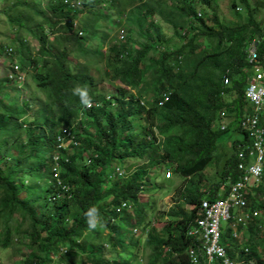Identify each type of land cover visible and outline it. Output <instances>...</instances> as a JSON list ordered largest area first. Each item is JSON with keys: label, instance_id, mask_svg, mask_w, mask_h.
<instances>
[{"label": "trees", "instance_id": "1", "mask_svg": "<svg viewBox=\"0 0 264 264\" xmlns=\"http://www.w3.org/2000/svg\"><path fill=\"white\" fill-rule=\"evenodd\" d=\"M215 3L0 0V249L18 240L17 253L27 250L13 264H176L173 252L162 257L163 244L183 263L202 200L225 197L244 175L238 153L250 140L240 127L254 113L245 98L253 77L247 49L255 39L264 44V0H230L231 19ZM163 24L177 42L165 39ZM77 85L88 89L90 107L71 95ZM221 112L229 119L224 131L215 126ZM229 131L244 140L225 139ZM226 148L230 154L221 153ZM223 158L213 179L204 175ZM115 162L128 172L142 167L120 180ZM163 163L185 183L197 180L167 214L166 235L153 228L140 256L142 240L134 242L131 230L150 223L137 195L149 186V168ZM262 194L264 177L247 197L253 208L264 209ZM128 201L138 227L117 211ZM91 207L99 217L94 230L85 224ZM250 230L248 248L258 255L264 214ZM233 241L230 257L243 258Z\"/></svg>", "mask_w": 264, "mask_h": 264}, {"label": "built area", "instance_id": "2", "mask_svg": "<svg viewBox=\"0 0 264 264\" xmlns=\"http://www.w3.org/2000/svg\"><path fill=\"white\" fill-rule=\"evenodd\" d=\"M247 55L248 62L253 68V77L246 89L245 98L254 109V113L246 116L241 124L243 132L249 135L252 143L251 147L242 148L238 153L240 158L238 168L244 171V175L236 183L230 184L225 198L216 202L203 201L202 218L197 220L188 232L190 238L201 242L198 250L206 254L209 263L215 261V264H264V253L259 259V254L254 255L248 247L245 248V252L252 257L251 260L232 259L222 242L223 221L230 222L234 219L237 224L232 225V228L239 226L246 228L250 221L262 216L259 209L250 208L247 197L249 194L254 196V189L260 186L264 177V45L259 49V41L253 40L248 46ZM224 83L229 84L230 79L225 77ZM243 162H246L247 166ZM258 201L264 205V194ZM235 210H240V213L234 215ZM233 237L238 238L239 234L234 233ZM197 246L199 244L196 245V250ZM261 250L263 249L257 251ZM191 254L197 255V251H192Z\"/></svg>", "mask_w": 264, "mask_h": 264}, {"label": "clouds", "instance_id": "3", "mask_svg": "<svg viewBox=\"0 0 264 264\" xmlns=\"http://www.w3.org/2000/svg\"><path fill=\"white\" fill-rule=\"evenodd\" d=\"M257 41H259V40H257ZM263 45H262V47H263ZM259 49H261L260 41H259ZM225 77H227V76H225ZM229 84H227V85H229ZM224 85H226V84L224 83ZM71 95L74 97H77L79 100V103L81 105H83L84 107H90L91 106V98L88 94L87 88L77 85V86L72 88ZM164 101L165 102L168 101L166 96L163 97V99L161 101H159V106H163L165 104ZM221 114H222V116H221ZM225 114L226 113H224V112L219 113L218 119L215 123V126H217V128L224 126L222 124L223 119L228 120V118H226L227 116ZM225 123H226V129H227L228 121H226ZM240 128L243 131L242 127H240ZM226 129H223V130H226ZM155 133L157 134L158 132L155 131ZM229 145L231 146V143H229ZM239 148H241V147L239 146ZM132 163L133 162H131L130 164H132ZM138 164L139 163H136L134 166H132V168L125 165V168H131L132 169L131 171L128 172L127 170L122 168V167H124L122 163L120 165H117V162H115L113 164V168H115L116 175H114L113 177L114 178H120V180L127 178L130 173L132 174L134 170L138 169ZM151 169L154 171V175L151 174V172H150ZM158 170H160V167H159V169L149 168V170H148L149 174H150L149 186H147L146 183H143L146 185L145 187L143 186V184H141L140 190H139L138 195H137V200L140 203V208H139L140 210L142 209V207H144L145 204H148L145 206V209L143 210V214L145 213L147 215V222L150 223V225H148V226H140L139 228H141V229L133 227L131 230V233H132L133 237L135 238L133 240L134 242H138V240H137L138 237L141 240L144 239L140 243L141 244V247H140L141 253L146 251L145 247L148 249V252H149L148 244L145 245V242L149 241L148 240L149 235L152 232L153 228L155 229V234L159 235V238H163V236L166 235L165 233H162L163 230L165 231L166 229H168L171 226V224L169 223V217L167 214L172 209H174L175 207L182 206V204L184 203V200L181 199L180 194H179V193H182L181 191L175 190V193L171 196L170 192L172 191L173 187L168 188L165 183H164L165 189L161 188V186H158L159 184L156 182L158 177L160 178V176H158L156 174V172ZM166 171H167L166 176H165L166 181H170V180L173 181V179H171V178L177 177V180L179 178H181L183 181V184L181 186L183 190H185L189 186V182L185 183L186 180L183 177L176 175L172 171L171 168H167ZM153 178H154L155 182H152ZM143 187H144V189H143ZM174 187H175V185H174ZM151 188L155 189L154 194H152ZM163 193H165V194H163ZM158 195H160L162 199H167L169 197L170 201L167 202L166 207H162V206L160 207V205L158 204ZM223 198H225V197H219L216 200L203 199L201 204H200L201 216H199V218L197 220L202 218L201 205H202L203 201L216 202V201L221 200ZM185 209L190 210V209H192V206L187 205L185 207ZM122 210L130 215L131 223L136 225V212H135L134 203L129 202V201L122 203L117 211L121 212ZM157 213L159 214V218H157ZM84 215H85V224H86L87 229L88 230H94L99 223V217H98V213H97L96 208L95 207L89 208L85 212ZM197 220L189 226V228L187 229V232H186V237L190 240V244L188 245V247L186 248V250L184 252L183 263L181 261V256L177 252H174L172 250V248L166 244L162 245V248L164 251L163 252L164 255L162 257L169 258L170 253L173 252V256L170 257V259H171V261H173L176 264H215L216 263L215 261H214V263L213 262L209 263L206 254H204L203 251L198 250L201 242L198 241L197 239L190 238V236L188 235L189 230L196 224ZM153 240L157 241V237ZM222 242L226 246V248L228 250V254H229V249L231 248V244H234L233 239L226 242L225 238H224V234L222 232ZM198 244H199V246H197V250H196V245H198ZM241 247H243L244 251H245L246 246H241ZM192 251H194V252L197 251V255L191 254ZM141 253H140V255H141ZM262 253H264V249L261 250V254H259V256H258L259 259H261L262 255H263ZM247 255H249V254H246V252H245L243 254V258H247ZM243 258H240V255L237 254L236 257L234 258V260L239 261L240 259H243Z\"/></svg>", "mask_w": 264, "mask_h": 264}, {"label": "rangeland", "instance_id": "4", "mask_svg": "<svg viewBox=\"0 0 264 264\" xmlns=\"http://www.w3.org/2000/svg\"><path fill=\"white\" fill-rule=\"evenodd\" d=\"M215 1H216L215 8H216V10L218 12L217 14L220 17H222V18L224 17L225 19H231V17H232L231 13L232 12L230 11V8H229L230 0H215ZM252 1L254 2L255 0H252ZM258 18L263 21V25H264V11H261L259 13ZM163 27H164L163 28V36L165 37V39H168L169 41H171L173 43H174V41L177 42L178 40L173 37L172 30L170 29V27L168 25H166V24H163ZM1 30L3 32H5L7 29L1 28ZM125 36H126L125 32H124V34L119 33V38L123 39V38H125ZM32 44H33V46H32L33 48H37V45L35 44V42H33ZM135 47L136 48L138 47L137 44H136ZM73 59L74 58L72 57V60ZM21 78H22V80H24V75H22ZM23 91L25 92V95H26V90H23ZM32 91H34V85L33 84L31 85V88L28 91V93L31 94ZM164 103H165V101H164ZM225 115L227 116V114H225ZM221 116H222V114H221ZM228 120L227 119H223L222 120V124L224 125V129H226V123L225 122L228 121ZM133 123H134V120H133ZM137 128L138 127L136 125H133V133L137 132ZM216 128H217V126H216ZM219 129L223 130L222 127H220ZM224 138L225 139L227 138L230 141H234V140H237V139L238 140H244L243 134L235 133L233 131L232 132H230V131L227 132L226 135H224ZM251 146H252V143L250 141V143L247 144L246 147H251ZM226 150L227 151L222 149L220 151H221V153H224V152H226L227 154L231 153L230 149L226 148ZM223 160H224V158L216 165V168H212L211 167V168L207 169L205 171L204 175L207 176V177H211V179H213L216 176V170L222 166ZM167 163L169 164V162H167ZM140 167H142L141 163L138 166V168H140ZM166 170H167V165H165V163H163L160 166V170H158L156 172V174L158 176H160V178L158 177V179L156 180V182L159 184L158 186H161V188H164V189H165V184L167 185L168 188H172L173 187L172 191L170 192L171 196L175 193V190L183 192L184 190L181 187L182 184H183L182 179L178 177L179 179L177 180V177H172L171 179H173V181L172 180L166 181L165 180V176H166V173H167ZM150 172H151L152 175H154V171L152 169H151ZM191 180H192V182H195V180H197V179L192 178L188 182H191ZM152 182H155L154 178L152 179ZM204 183L207 184V182H204ZM174 185H175V187H174ZM151 192H152V194H154L155 193V189L151 188ZM163 194H165V193H163ZM169 201H170L169 197L167 199H162L161 196L158 195V204L160 205V207L161 206L162 207H166L167 202H169ZM239 213H240V210H235L234 211V215L235 214H239ZM234 224L235 225L237 224V222L234 219L231 220L230 222H226V221L222 222L221 228H222V232L224 234L225 241L228 242L229 240L233 239L234 233H238L239 236H241L240 240H244L245 242H249L251 240V237H250L251 235L250 234H247L246 236L242 237L243 235H245L243 233L249 231V229L248 228H241L240 226L236 227V228H232V225H234ZM124 230L126 231V229H124ZM142 240H144V239H142ZM20 246L21 245H20L19 241L15 240L14 245H13V247H11V249H9V250H1L0 249V264H13V262L21 260L22 259V253L23 254H27V250L25 251V249H23V250H21V254H18L17 253V248L20 247ZM145 250L146 251H144L143 253H145V255H146L147 252H148V249L145 247ZM28 253H29V251H28ZM143 253H141L140 256H142ZM257 254H261V251H257ZM251 259H252V257H250V255H247V260H251ZM144 260H145V257H144Z\"/></svg>", "mask_w": 264, "mask_h": 264}, {"label": "crops", "instance_id": "5", "mask_svg": "<svg viewBox=\"0 0 264 264\" xmlns=\"http://www.w3.org/2000/svg\"><path fill=\"white\" fill-rule=\"evenodd\" d=\"M250 205V204H249ZM261 205H263V204H261ZM264 206V205H263ZM250 208L251 209H254V208H257V209H259L258 207H252V205H250ZM261 212H262V216H263V214H264V209L262 210V209H259ZM261 216V217H262ZM256 219H258V218H255L254 220H252V221H250V222H254ZM259 219H260V217H259ZM250 222H249V224H248V226L246 227V228H248L249 229V231H247V232H245V233H243V234H245V235H243L242 237H244V236H246L247 234H250L249 232L251 231L250 230ZM242 228V227H241ZM241 236H239L238 238H234L233 237V240H235L236 241V243L238 244V245H240V246H246V247H249L248 246V242H245L244 240H240L241 238H240Z\"/></svg>", "mask_w": 264, "mask_h": 264}]
</instances>
